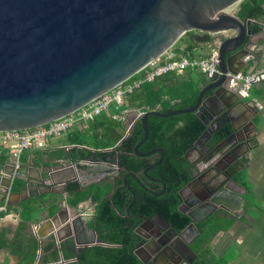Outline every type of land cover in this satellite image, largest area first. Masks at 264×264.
Listing matches in <instances>:
<instances>
[{
  "label": "water",
  "instance_id": "95a60500",
  "mask_svg": "<svg viewBox=\"0 0 264 264\" xmlns=\"http://www.w3.org/2000/svg\"><path fill=\"white\" fill-rule=\"evenodd\" d=\"M242 1L0 0V132L34 129L78 111L166 55L185 34L196 31L205 35L207 43L216 45L218 68L222 73L206 75L194 106L168 113L149 110L134 121L135 125L141 120L145 130V137L135 148L136 154L162 153V159L146 169L150 176L149 170L161 164L165 157L163 148L146 153L140 150L150 137V116L196 112L209 126L195 142V148L199 149L198 146L214 133L212 122L230 114L233 117L227 122H235L247 115L250 103L256 106L253 100L243 101L244 98L230 88L231 77L228 76L229 72L242 71L251 62L253 72L264 68L261 61L264 48L259 49L257 33L250 21L232 12ZM263 74L256 76V82ZM216 106L219 111H214ZM239 131L233 124L231 137ZM244 144L247 149L242 157L252 150L249 143ZM12 167L9 184L5 185L0 198L10 206L19 204L22 196V192L12 191L15 163ZM45 167L41 180L48 188L61 187L63 192H68L70 183L80 181V167L73 160L61 159ZM4 173L2 168L0 180ZM229 177L232 179L233 175ZM185 188L181 190L183 198ZM183 208L184 203L182 211ZM184 213L192 221L176 234L175 239L182 242L183 233L189 229H196L200 234V221L193 213ZM60 214L59 210L53 222H57ZM139 218L135 226L137 239L131 251L144 264H154L165 254L162 236L168 235V231L153 236L140 233L151 218ZM150 246L154 249H150L146 258ZM186 246L198 256L190 243ZM167 247L177 251L172 242ZM183 263L194 264V261L184 258Z\"/></svg>",
  "mask_w": 264,
  "mask_h": 264
},
{
  "label": "trees",
  "instance_id": "16d2710c",
  "mask_svg": "<svg viewBox=\"0 0 264 264\" xmlns=\"http://www.w3.org/2000/svg\"><path fill=\"white\" fill-rule=\"evenodd\" d=\"M238 15L244 21L260 19L264 16V0H243ZM254 30L259 31L260 27L254 26ZM194 32L185 34L173 47L177 50V56L195 58L192 52L195 48ZM182 43L187 44L184 50L181 49ZM144 74L143 70L131 78V81L142 78ZM200 75L205 76L206 74L200 72ZM200 92V82L191 85L190 79H186L182 74L176 72L165 74L153 81L143 83L140 88L129 93L128 104L121 109H117L115 105L111 106L110 112H104L93 118L84 129L77 128V131H71L67 139L63 141V144L70 146V149L63 148L62 152L67 153L73 160L102 159L107 161L113 159L118 160V164L123 169L120 179H109L86 186H82L77 181L68 185L71 206L78 208L88 201L96 204L93 225L102 242L121 245L120 247L92 246L81 254V264H144L141 258L131 251L133 219L130 213L126 214L127 209L132 205L131 213H142L148 216L160 214L169 221L178 223L177 226L181 230L189 225L190 217L180 210L182 203L180 190L193 177V165L186 156L194 143L207 130L208 125L196 112L170 117L150 116V137L140 147V150L163 148L166 154L163 163L150 171L168 186V192L165 195L156 196L146 193L139 180L133 176L146 169L149 161L135 152L136 146L145 137L142 122L139 120L131 134L126 136L129 121L125 117V112L133 109L161 110L168 113L180 108H188L197 103ZM218 136L223 137V135ZM219 138L215 140L219 141ZM2 144L0 142V171L11 155V152ZM126 177H128L127 183L137 192L138 200L135 204H133L135 197L130 196ZM13 188L17 192L21 191L24 188V182L16 179ZM163 189L161 184L158 192ZM23 209L25 216L11 245L25 263L34 264L38 257L39 241L29 234L28 228L30 215L35 207L29 200L24 203ZM219 228V225L214 224L211 230L216 233ZM210 237L212 235L207 231L202 241L206 243L211 240ZM54 247L55 244L52 242L45 250ZM197 248L203 257L200 263L221 264L222 261L212 253L210 248L204 249L201 244H198ZM64 255L66 258L75 257V254L68 255L67 252H64ZM53 256L54 260H60L57 251L53 252ZM47 260L45 257L44 261Z\"/></svg>",
  "mask_w": 264,
  "mask_h": 264
},
{
  "label": "crops",
  "instance_id": "0c3cea01",
  "mask_svg": "<svg viewBox=\"0 0 264 264\" xmlns=\"http://www.w3.org/2000/svg\"><path fill=\"white\" fill-rule=\"evenodd\" d=\"M240 4L236 5L232 12L238 13ZM250 24L253 30L254 26L260 27L259 31H254L257 33L256 41L259 49L262 50L264 48V16L258 20H250ZM193 37L195 48L192 52L195 57L208 58L217 49L213 44L205 42L204 34H199L195 31ZM186 47L187 44L182 43L181 49L184 50ZM176 51L172 48L165 58H180L181 56H177ZM261 61L264 66V55ZM239 64L241 65L242 63ZM253 69L254 64L251 62L242 71L249 73L253 72ZM195 72L199 71L189 68L182 74L186 79H190L191 85L201 83L206 77V75H201L200 79L194 82L192 75ZM255 73L257 75L264 73V68H257ZM253 95L260 98L264 104V74L255 83ZM245 100L247 99L243 101ZM249 101L251 99L245 102ZM250 105L251 108L249 111L247 110L246 117L248 121L245 122H249L251 119L256 126L251 133V138H254L252 141L254 146H252V150L247 155L246 170L243 174L245 181L243 211L240 216H237L235 215L237 213L234 214V210L230 207V210H225L226 213L230 214L229 216L216 218L215 224L220 223L217 225L223 226L224 231L216 234L210 246L212 253L222 261L221 264H264V109L261 110L252 103ZM128 113L130 114L129 111ZM132 113L134 114L135 111ZM62 136L57 139L51 138V146L49 148L33 147L25 149L20 156L22 169L20 176L16 179H21L24 182V188L19 191L22 192L21 202L12 206L8 205V210L0 213V264H27L13 250L11 243L16 237L25 216L23 205L29 200L32 201L35 209L30 215L28 231L29 234L39 241L38 257L34 264H67L71 262L81 264V254L92 246H121L102 242L98 231L93 225L96 215L95 203L88 201L76 208L69 203L70 194L63 192L61 187L48 188L44 186L41 178L42 174L46 172L45 166L52 165L55 161L61 159L73 160L67 153L62 152L63 148H66V150L70 149V146L63 144L68 135ZM0 142L3 143L4 148L11 152L8 161L2 167L5 169V173L4 178L0 180L1 198L5 185L9 184L13 163L17 160V157L12 155V149L18 146V142L7 143L3 142V140H0ZM109 150L111 151L112 149ZM189 157L192 159L194 157L199 158L200 154L197 149H194ZM73 161L80 167L78 171L81 178L77 182L82 186L116 179V172L121 169L118 160L113 159L107 161L102 159ZM94 164L98 167H93ZM83 173H88L86 178H84ZM16 179H14L13 187ZM13 187L12 191L17 192ZM5 203L7 202L0 201V204ZM59 210L61 214L57 218V222H53V218L58 214ZM52 242H54L55 247L45 250ZM87 245H89L88 248H86ZM56 251L60 255L59 261L53 258V252ZM64 252H67L68 255L75 254V257L66 258ZM45 257L48 259L46 262L44 261Z\"/></svg>",
  "mask_w": 264,
  "mask_h": 264
},
{
  "label": "flooded vegetation",
  "instance_id": "af4514ba",
  "mask_svg": "<svg viewBox=\"0 0 264 264\" xmlns=\"http://www.w3.org/2000/svg\"><path fill=\"white\" fill-rule=\"evenodd\" d=\"M214 111H219V108L216 106ZM125 117H127L129 120L128 114H125ZM232 117V114H230L227 117L211 123L214 133L211 138L206 141V143H204L202 146H198L199 149L197 150L200 154L199 158L194 157L192 159L189 157V155L191 156L193 150L196 149L195 143L186 156L189 162L193 165V177L192 180L183 187L185 188L187 186L183 190L184 198L181 194V190L183 188L180 190L182 197L180 210L182 211L181 206L184 203L183 210L187 213L191 212L196 216V218L200 221L198 223L200 234L196 229H189L183 233L182 237L184 240L182 242L175 239L176 234L177 232L180 234L188 225L181 230L177 226L178 223L175 221L171 222L160 214L148 216L142 213H131V208L133 205L127 209L126 215L130 213L133 219L132 245L133 243H136L135 241L137 239L135 226L140 220L139 216L151 218V221H147L143 229L139 230L140 233L153 236L155 234H160L161 231L164 233L165 231H168L167 233L169 236H162V243H164L166 246L164 248L165 254H162L160 257H158L154 264H179L184 262V258L194 261V264H204L200 263L203 260V257L197 247L198 244H201L204 249L210 248L211 241L216 236V234L218 232L224 231V227L220 226L216 233L212 232L211 229L216 223V218H225L229 216L230 214L226 213L225 210L229 209L230 207L234 210V212L232 211L234 214L237 213L235 215L240 216L242 213L243 203L245 200V196L243 194V189L245 188L243 174L246 170L247 155L243 157L240 155L247 149V146L244 144V142L254 146V144H252L254 138H251V133L256 124L255 122H252L251 119L249 122H245L248 121L246 118L247 115L243 118L235 119V122H227V120ZM233 124L240 130L234 138L231 137ZM218 135H223V137L219 138ZM217 137L220 139L219 141L215 140ZM157 149L160 148H154L142 152L146 153ZM141 157L148 159V168L149 166L158 163L162 159V153L157 151L152 155ZM161 164L154 168L159 167ZM93 167L98 166H95L94 164ZM146 169L138 174H133V176L139 180L146 193L155 194L156 196L165 195L168 192L167 184L165 185L161 178L151 174L150 171L152 169L149 170L148 173L150 176H148L146 174ZM122 170H117L116 179L122 178ZM231 174L233 175L232 179L229 177ZM87 175L88 173H83L84 178H86ZM127 178L128 177L125 178V181ZM126 184H128L127 181ZM161 184L163 185L164 189L161 192H158V190L161 189ZM127 186L130 191V196L135 197L133 201V204H135V202L138 200L136 197L137 192L129 184ZM224 186H227V188ZM197 202L200 203L198 204L199 211L196 209ZM207 231L210 235H212V237H210V241L205 243V241H202V237L207 233ZM171 237H173V239ZM170 242H172L177 251L167 247V244ZM186 243H190L191 248L198 254L197 257L191 250L187 248ZM150 249L154 248L150 246L149 251L148 249L146 250V258L151 253Z\"/></svg>",
  "mask_w": 264,
  "mask_h": 264
},
{
  "label": "built area",
  "instance_id": "2783aa9c",
  "mask_svg": "<svg viewBox=\"0 0 264 264\" xmlns=\"http://www.w3.org/2000/svg\"><path fill=\"white\" fill-rule=\"evenodd\" d=\"M165 56L166 55L152 61L144 69L145 74L142 78L132 81L130 79L120 84L112 91L102 95L70 115L56 119L46 125L34 129L0 132V140H3V142H18V146L12 149V155L17 157V160L15 161L14 179H16L21 173L22 164L20 162V156L25 149L33 147L49 148L51 146V138L62 136L64 133L75 128H86L93 118L104 112H108L113 105H115L117 109H121V107L128 104V94L134 92L135 89L140 88L143 83L153 81L156 78L171 72L183 74L189 68L196 69L206 75H213L216 72L222 73L218 68L219 59L217 49L214 50L208 58L181 57L166 59ZM228 76L231 77L230 88L232 90L244 99L249 98L253 100L259 109H264L262 100L253 95V88L257 76L255 72H229ZM128 111L130 110H127L125 114H128ZM134 111H137V113H135V118L129 123L126 136L131 134L135 123L134 121L139 119L149 110ZM8 208L7 203L0 204V213L6 212Z\"/></svg>",
  "mask_w": 264,
  "mask_h": 264
},
{
  "label": "rangeland",
  "instance_id": "374dc122",
  "mask_svg": "<svg viewBox=\"0 0 264 264\" xmlns=\"http://www.w3.org/2000/svg\"><path fill=\"white\" fill-rule=\"evenodd\" d=\"M213 46H215L216 47V45H213ZM192 80L195 82V81H197V80H199L200 79V77H201V75H200V72H195L193 75H192ZM247 100H245V101H248L249 100V98H246ZM112 111V110H111ZM108 112H110V111H108ZM130 112V114L128 113V116H129V122L130 121H132L134 118H135V113L133 114L132 112H134V110H131V111H129ZM74 131H77L78 129L77 128H75V129H73ZM73 130H70V131H68V132H66V133H64V135L62 136V137H65L66 135H68L71 131H73ZM53 138H59V137H53ZM61 138V137H60ZM254 198V197H253Z\"/></svg>",
  "mask_w": 264,
  "mask_h": 264
}]
</instances>
